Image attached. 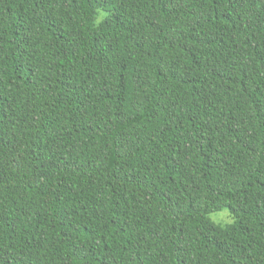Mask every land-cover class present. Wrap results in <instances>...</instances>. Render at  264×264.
<instances>
[{
    "label": "trees",
    "instance_id": "trees-1",
    "mask_svg": "<svg viewBox=\"0 0 264 264\" xmlns=\"http://www.w3.org/2000/svg\"><path fill=\"white\" fill-rule=\"evenodd\" d=\"M0 264H264V0H0Z\"/></svg>",
    "mask_w": 264,
    "mask_h": 264
},
{
    "label": "rangeland",
    "instance_id": "rangeland-1",
    "mask_svg": "<svg viewBox=\"0 0 264 264\" xmlns=\"http://www.w3.org/2000/svg\"><path fill=\"white\" fill-rule=\"evenodd\" d=\"M209 218L212 222L221 225L230 224L232 222L228 216V213L225 211L213 213L209 216Z\"/></svg>",
    "mask_w": 264,
    "mask_h": 264
}]
</instances>
